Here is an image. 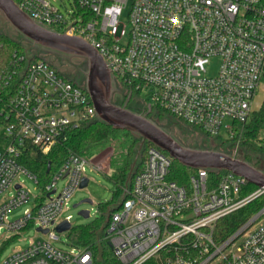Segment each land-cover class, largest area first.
<instances>
[{
  "label": "built area",
  "instance_id": "1",
  "mask_svg": "<svg viewBox=\"0 0 264 264\" xmlns=\"http://www.w3.org/2000/svg\"><path fill=\"white\" fill-rule=\"evenodd\" d=\"M14 1L52 30L86 39L117 86L145 93L153 107L210 137L234 140L235 123L248 121L255 111L264 84V0H75L68 16L49 0ZM4 95L10 142L0 148V196L13 187L16 193L0 203V236L3 229L20 233L36 226L43 237L0 264H88L87 249L77 254L54 246L60 240L56 226L87 177V166L109 175V157L103 162L70 154L45 186L49 197L17 220L9 221L8 214L31 199L30 191L15 183L18 174L37 183L18 162L26 144L48 153L72 131L97 121L94 103L85 87L27 55H17L13 68L1 71L0 100ZM173 160L154 144L146 148L110 216L105 236L114 256L122 264H144L162 253L163 264H264V208L227 239L215 237L218 222L264 194V187L243 196L245 178L228 172L210 183L202 168L185 187L169 178ZM62 178L67 184L55 195Z\"/></svg>",
  "mask_w": 264,
  "mask_h": 264
},
{
  "label": "trees",
  "instance_id": "2",
  "mask_svg": "<svg viewBox=\"0 0 264 264\" xmlns=\"http://www.w3.org/2000/svg\"><path fill=\"white\" fill-rule=\"evenodd\" d=\"M15 55H26V48L23 42L0 32V73L6 68H13L16 63ZM17 81L18 79H15L12 82L13 87H15ZM74 83L80 85L76 82ZM6 98L7 96L4 95L3 99L0 100V148L10 142V139L5 134V128L8 124L6 113L9 110ZM154 111L160 119H174V117L157 107H154ZM234 129L236 131L234 140L209 136L210 141L215 142L218 146L217 148L221 151L223 150V152L238 143V158L251 163L257 168L255 161L264 162V101L260 108L252 113L248 121L235 123ZM150 144L152 143L144 142L141 145V138L138 136L126 130H118L96 121L72 131L66 141L56 145L48 153L42 152L31 143H27L21 151L18 162L26 171L37 178V184L41 189L42 195L37 197L36 203H42L47 194L45 186L70 154L90 158L93 156L99 157L100 152L107 147H111L109 149L113 150L110 158L111 173L107 175L115 184L111 201L99 205L100 216L98 219L89 224L72 225V228L66 232L70 245L90 251L91 261L88 264H122L114 256L105 235L109 228L110 216L119 209L120 203L125 197V191L130 187L129 184L132 182L131 179L135 173L133 170L136 168V158L139 154L143 155L144 159L145 150ZM49 162L51 163V170L47 173ZM195 173L196 169L188 168L173 160L169 178L179 185L189 187L190 178ZM226 173L228 171L225 170L219 172L209 171V182L216 183ZM257 188V186L247 183L244 186V191L250 192ZM263 208L264 194L243 208L221 219L217 224L216 239L218 241L227 239ZM164 259L165 255L162 253L159 257L152 258L144 264H163Z\"/></svg>",
  "mask_w": 264,
  "mask_h": 264
},
{
  "label": "water",
  "instance_id": "3",
  "mask_svg": "<svg viewBox=\"0 0 264 264\" xmlns=\"http://www.w3.org/2000/svg\"><path fill=\"white\" fill-rule=\"evenodd\" d=\"M0 12L33 45L55 53L85 59L84 87L94 103L98 122L138 136L141 138V145L144 142L156 145L188 168L196 170L202 168L214 172L225 170L245 178L247 183L258 188L264 187V171L251 163L223 151L186 146L148 116L114 103L112 96L117 86L114 77L103 56L86 39L57 32L37 22L20 9L14 0H0ZM50 170L49 162L47 173ZM88 183L89 179L84 177L80 188L86 187ZM49 196L50 194H47V197ZM83 203H93V201L87 198L76 203L74 207L77 208ZM79 215L88 218L90 211L82 209ZM71 228L72 224L68 220H63L56 226L58 233H66ZM39 230L43 233L48 232V230ZM109 246L112 249L110 242Z\"/></svg>",
  "mask_w": 264,
  "mask_h": 264
},
{
  "label": "rangeland",
  "instance_id": "4",
  "mask_svg": "<svg viewBox=\"0 0 264 264\" xmlns=\"http://www.w3.org/2000/svg\"><path fill=\"white\" fill-rule=\"evenodd\" d=\"M49 1H51L53 5H55L65 15L68 16L69 15L68 11L73 8L75 0H49ZM127 13L128 11L125 10L122 16V21L124 22L127 21V16H128ZM0 32L9 35L10 37L16 40L22 41L26 48V55L29 59L38 58L48 62L55 69H57V71L63 77L69 79L72 82H76L84 87V81L83 82L81 81L84 80V72H83L85 69L84 58L55 53L46 50L38 45H33L7 21V19L3 16L1 12H0ZM216 66L217 63L214 62L211 73L216 72L215 71ZM118 87L121 90L126 89L122 86H118ZM134 93H135L134 95L137 98H139L140 101L149 102V98L145 93L142 94H139L137 92ZM263 101H264V84H262V86L260 87L259 93L257 94L254 101V106L258 108ZM164 121H166L165 124L168 126L169 122L167 123V120L165 119ZM164 121L163 122L159 121V122L164 123ZM171 121L173 122L172 129H169V127L167 126H165L166 128L164 126L163 127L168 131H170L173 137H175L182 144L193 148L220 150L217 148L218 146L215 144V142L210 141V137L201 129H196L195 127L185 122L179 121L176 118L171 119ZM109 148L111 147H107L106 149L103 150L104 152L103 151L100 152L101 154L96 160L106 162L108 161L107 157H109L108 159L110 161L113 150L112 149L110 150ZM224 152L230 153L235 157H238L239 155V153L237 152L236 145L230 147L228 150H224ZM142 161H143V155L138 154L136 158V168L133 170L135 173L141 167ZM254 163L256 164L258 169L264 171L263 161L259 160L258 162L255 161ZM85 175L89 179L88 185L84 188L76 189V191L72 194V196L69 198L67 203L64 205V210L59 216V220H64L68 216H71L70 221L73 226L89 224L95 221L96 219H98L100 216L99 205L111 201L115 190L114 182L111 179H109L106 174L96 170L95 168L87 166L85 170ZM15 183H21L26 188V190L30 191L31 199L27 203L9 212L8 214L9 221H14L23 217L26 210H31L34 207L36 203V197H41L42 195L41 189L38 186V184L35 182V180L24 172H20L18 174ZM66 184H67L66 178L60 179L57 182V192L55 195L60 194L64 190ZM130 185L131 183L129 184V186ZM246 191L247 190L243 192V196H247L252 192H254L255 190L250 192H246ZM14 193H16V191L13 187L10 190H8L6 193H4L2 196H0V203L3 202L6 198L11 197ZM87 198L91 199L93 203H83L77 208L74 207L76 203ZM82 209L90 211V216L88 218L79 215V211ZM59 236H60V240L53 242L56 248L68 253L70 252H76L77 254L80 253V249L75 248L69 244L66 233H59ZM38 237H43V236L36 231V226L25 229L20 233L3 229L2 234L0 236V262H2L6 257H8L13 252L29 247L31 242Z\"/></svg>",
  "mask_w": 264,
  "mask_h": 264
},
{
  "label": "flooded vegetation",
  "instance_id": "5",
  "mask_svg": "<svg viewBox=\"0 0 264 264\" xmlns=\"http://www.w3.org/2000/svg\"><path fill=\"white\" fill-rule=\"evenodd\" d=\"M81 81L83 82L84 80H81ZM134 94L135 93L133 90H130L128 88L121 90L119 89L118 86H116L113 92L112 99H113V102L118 105L125 106L128 109H131L137 113L144 114L148 116L149 118L156 120L159 124L161 125L163 124L162 126L164 127L167 126L165 124L166 121H164L165 118L160 119L159 117L156 116L154 107L151 105V103L147 101H140L139 98H137ZM165 120H167V123L169 122L167 127H169V129H172L173 122L170 119H165ZM159 121H162V122L164 121V123H161Z\"/></svg>",
  "mask_w": 264,
  "mask_h": 264
},
{
  "label": "crops",
  "instance_id": "6",
  "mask_svg": "<svg viewBox=\"0 0 264 264\" xmlns=\"http://www.w3.org/2000/svg\"><path fill=\"white\" fill-rule=\"evenodd\" d=\"M262 103H263V102H262ZM262 103H261V104H262ZM260 106H261V105H260ZM260 106H259L258 108L255 107V110H258V109L260 108Z\"/></svg>",
  "mask_w": 264,
  "mask_h": 264
},
{
  "label": "snow or ice",
  "instance_id": "7",
  "mask_svg": "<svg viewBox=\"0 0 264 264\" xmlns=\"http://www.w3.org/2000/svg\"><path fill=\"white\" fill-rule=\"evenodd\" d=\"M175 22V21H174Z\"/></svg>",
  "mask_w": 264,
  "mask_h": 264
}]
</instances>
